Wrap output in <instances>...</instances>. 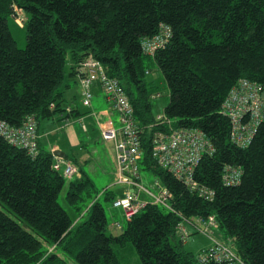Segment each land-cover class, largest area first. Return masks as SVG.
Here are the masks:
<instances>
[{"label":"trees","instance_id":"1","mask_svg":"<svg viewBox=\"0 0 264 264\" xmlns=\"http://www.w3.org/2000/svg\"><path fill=\"white\" fill-rule=\"evenodd\" d=\"M12 4L25 18L23 49L9 25L11 19L19 27ZM165 28V44L148 52L145 43ZM68 56L74 65L96 60L118 80L142 130L140 171L170 191L175 211L148 202L119 233L108 232L99 192L84 174L69 182L65 196L77 212L88 213L73 224L57 200L65 178L52 167V153L38 143L32 157L0 136V264H70L66 258L125 264L115 247L131 250L128 244L141 264H199L175 226L181 216L211 214L222 241L247 264H264V118L241 147L231 141L229 119L220 111L240 80L264 86V0H0V121L19 126L34 115L38 123L60 111ZM156 70L168 88L162 114L171 127L197 128L213 145L195 168L196 181L214 189L210 201L151 155L154 131L168 129L149 127L157 116L152 101L160 96L150 77ZM227 164L241 170L232 186L222 183ZM104 193L115 198L111 190Z\"/></svg>","mask_w":264,"mask_h":264},{"label":"built area","instance_id":"2","mask_svg":"<svg viewBox=\"0 0 264 264\" xmlns=\"http://www.w3.org/2000/svg\"><path fill=\"white\" fill-rule=\"evenodd\" d=\"M13 19L20 26L25 18L15 6L11 5ZM161 37L154 38L152 42L145 43L148 52L163 46L167 41L168 29ZM85 76L80 80L82 86V102L90 105L92 93L90 86L97 80L104 93L109 109L118 115L119 125H106L101 127V134L104 139L114 142V160L116 169V183L125 185L126 189L122 197L115 198L112 202L114 207L122 210L124 219H129L138 213L148 202L139 199L138 193L143 191L152 198V204H157L169 211H175L171 204V193L161 183L156 181L158 193L155 194L148 188L140 185V161L142 159V130L134 118V108L126 96L122 86L115 78L108 77L104 67L96 60L89 59L86 63ZM264 86L240 80L229 92L221 105V113L230 122V138L237 146H247L254 137L260 122L264 118ZM157 94L155 97H158ZM54 104H51L53 107ZM67 114L72 108L70 105L64 107ZM162 124L168 129H157L151 137V155L156 163L167 169L173 176L184 182V184L201 197L210 201L214 197V189L195 179V168L205 154L211 155L214 152L213 145L206 135L199 129L193 127H171V119L164 114L156 116V122L149 127H156ZM0 136L8 143L23 148L27 153L35 157L38 153L37 120L34 115L27 116L19 126H10L5 121H0ZM61 157H57L52 167L59 171ZM76 167L67 163L64 176H72ZM241 170L232 164L224 166L222 171V183L225 186H232L240 180ZM130 188V189H129ZM179 216L180 213L176 212ZM197 226L181 216L175 229L179 237L187 239L188 233L184 227V221L190 222L199 230H202L210 240L207 247L197 253L199 264H247L242 257L230 246L229 243L217 238L213 230L217 227L214 215L207 217L198 216ZM113 226L121 228L120 222H113Z\"/></svg>","mask_w":264,"mask_h":264},{"label":"rangeland","instance_id":"3","mask_svg":"<svg viewBox=\"0 0 264 264\" xmlns=\"http://www.w3.org/2000/svg\"><path fill=\"white\" fill-rule=\"evenodd\" d=\"M10 29L12 32V35L14 39L17 42V45L19 48L23 49L25 48L26 44V31L23 29L17 22H15L19 27L14 25L13 21L10 19ZM90 58L86 59L85 61L77 64L76 68L77 70L83 69L84 76L86 72V63L89 61ZM71 60L69 59V56L67 57L66 67H65V75L63 80V85L61 87V90H65L66 88L71 89V94L76 95V93L81 90V87H79V84H77V80L71 77L70 75V68H71ZM81 76V77H82ZM80 77V79H81ZM153 79H155L159 86L160 96L153 99V113L155 115L162 114L163 107L165 104L168 103L169 100V92L168 88L166 86L165 81L163 80V76L161 73H159L157 70L150 75ZM88 110L90 113V116L83 120L80 123L74 124V128L77 127L80 131V140L82 142V146H79L76 148V157H78L81 161L79 163L81 169L86 172L94 181L95 187L98 190V196L97 199L102 203L104 212L108 221V232L111 233H119L122 228H115L112 227V223L115 221H118L121 223L122 227L125 225V219L122 215V210L120 208L114 207L112 202L115 198L122 197V192L120 191L122 187L120 184L115 183V176H114V153L112 151V141L110 140H104L101 134L99 133L98 126L99 123L104 121V117L102 115L101 109H96L94 111L91 109H84V111ZM70 119V114H65L64 120L68 121ZM82 124L86 126V131L82 130ZM40 137V135H39ZM38 137V140H39ZM64 137L63 131L58 130L51 134H45L43 137V142L47 143V141H50L51 143L55 144V141ZM39 143V142H38ZM40 146V143H39ZM60 158V156H59ZM85 160V161H84ZM67 163H70L76 167V172L72 176H64L63 170ZM79 167L78 164H75L70 159H61L60 169L59 172L64 176L65 182L61 189V191L58 194L57 200L60 203V205L68 212L69 216L71 217L73 224H75L78 221L84 220L88 213L86 212V208L82 210L81 213L77 212L66 200V192L68 189L69 182L71 180H74L77 177V173H80L78 171ZM78 171V172H77ZM140 185L148 188L155 194L158 193V188L155 185V182L159 180L156 179L153 174L147 170H141L140 171ZM110 186L118 191L121 194H118L117 197H115L112 200H107L104 198V190L109 189ZM139 199L143 202H152V198L147 195L145 192L141 191L138 193ZM190 220L192 223H194L197 226V219L196 217H191ZM196 226L191 224L190 222L184 221V227L188 233V238L183 243V248L186 251H189L193 253L194 255L198 253V251L204 247H207L210 244L209 237L202 231L199 230ZM215 236L219 239H222V235L220 234L217 227L213 230ZM187 241V242H186ZM128 248L126 250L118 249V247H115L119 257L123 260L125 264H141L138 258V255L136 254V251L134 247L131 244H128ZM53 248V247H52ZM57 253L60 255V250L56 249ZM66 260L69 261L70 264H76L75 262L69 260L66 258ZM194 264H196L194 262Z\"/></svg>","mask_w":264,"mask_h":264},{"label":"crops","instance_id":"4","mask_svg":"<svg viewBox=\"0 0 264 264\" xmlns=\"http://www.w3.org/2000/svg\"><path fill=\"white\" fill-rule=\"evenodd\" d=\"M71 67H73V69L70 71V75L71 77L77 80L78 82L77 84H79V87H81V90H79L76 93V95L71 94L70 88L61 90V100H62L61 110L54 113L51 116L41 118L37 123V129L40 135L39 143H40L41 149L52 153L53 160H55L57 157L60 156L62 159L64 158L70 159L75 164H78V167H79L78 171L80 172V173H77L78 178L86 174L93 181V179L81 169L80 167L81 164L79 165L81 161L78 157H76V148H78L79 146H82V142L80 140V134H81L80 131L78 130L77 127L74 128L73 125L74 124L76 125V123H80L83 120L87 119L90 116V113L88 110L84 111V109H91V108L94 111H96V109H101L102 111L101 113L104 119L106 118L104 121L99 123L98 130L100 134H101V127H104L106 125H113L117 127L119 125V120H118V115L109 109L104 93L97 80H94V82L90 86V91L92 93V99H91L90 105L83 104L82 96H81L82 86L80 84V77L83 74V69H81L79 72V70H76L75 68L77 67V65H74L73 63L71 64ZM68 105L71 106L72 111L70 113V119L68 121H65L64 116L65 114L67 115V113L65 112L64 107ZM58 130L63 131L64 137L56 140L55 144L51 143L50 141H47V143L43 142V137L46 133L51 134ZM82 130L86 131V126L84 124H82ZM100 136H102V134ZM104 140H110V139H104ZM110 141H112V151L114 153V142L113 140H110ZM53 151L58 152L59 156L54 155ZM113 160H114V157H113ZM115 168L116 167H115V160H114V176L116 178ZM115 183H116V180H115ZM120 186L122 187L120 191L122 192V195H123V192L126 189V187L123 184H120ZM108 190H111L114 193V197H117L118 194H121L118 191L114 190L111 186Z\"/></svg>","mask_w":264,"mask_h":264},{"label":"water","instance_id":"5","mask_svg":"<svg viewBox=\"0 0 264 264\" xmlns=\"http://www.w3.org/2000/svg\"><path fill=\"white\" fill-rule=\"evenodd\" d=\"M262 98H264V93L262 94ZM53 154L56 156H59L58 152H56V151H53Z\"/></svg>","mask_w":264,"mask_h":264}]
</instances>
